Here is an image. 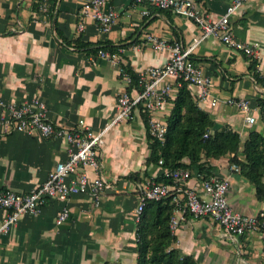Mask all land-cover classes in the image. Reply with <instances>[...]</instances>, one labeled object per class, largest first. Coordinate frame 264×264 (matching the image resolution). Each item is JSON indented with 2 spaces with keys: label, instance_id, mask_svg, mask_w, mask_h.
Returning a JSON list of instances; mask_svg holds the SVG:
<instances>
[{
  "label": "crops",
  "instance_id": "1",
  "mask_svg": "<svg viewBox=\"0 0 264 264\" xmlns=\"http://www.w3.org/2000/svg\"><path fill=\"white\" fill-rule=\"evenodd\" d=\"M38 1L0 0V97L16 103L38 97L47 106L48 118L61 125L74 126L84 119L95 131L108 126L102 133L100 160L101 172L111 186L98 204L85 194L71 196L66 202L70 216L60 224L56 217L61 201L46 203L36 215L22 214L10 232L0 237V264H136V186L157 177L162 168L145 165L149 149L138 109L110 124L117 113L116 98L126 89L120 64L128 63L136 72L163 64L176 32L184 47L193 46L190 58L212 82L207 97L198 85L189 86L194 100L217 126H229L242 142L251 130L264 133L258 105L259 99L264 100L263 80L254 77L243 51L214 36L194 44L201 28L172 11H158L132 0H107L106 7L118 15L110 30L101 32L91 17L80 15L88 0H58L56 25L66 39L129 43L119 55L102 58L63 45L52 22L34 9ZM198 1L210 17L217 18L233 0ZM79 22L84 24L82 30H78ZM230 24L234 37L252 46L257 73L264 79V0H244ZM147 34L163 39L167 47L153 48ZM231 96L249 100L254 124H247L244 111L225 102ZM212 98L217 99L215 105L210 104ZM67 155L68 144L63 140L18 132L0 134V189L29 192ZM230 157L210 159L213 172L229 177L228 200L234 209L257 214L264 210V201L257 199L254 186L240 172L231 170ZM87 172L94 175L91 167ZM132 173H138L140 181L130 179ZM194 178L190 183H195ZM181 217L174 247L192 255L197 264H264L263 232L231 240L208 217L190 213Z\"/></svg>",
  "mask_w": 264,
  "mask_h": 264
},
{
  "label": "built area",
  "instance_id": "2",
  "mask_svg": "<svg viewBox=\"0 0 264 264\" xmlns=\"http://www.w3.org/2000/svg\"><path fill=\"white\" fill-rule=\"evenodd\" d=\"M243 1L233 0L217 18L210 17L197 0H132V3L169 9L178 16L192 20L201 28V35L194 44L206 36H214L232 49L241 50L247 57H253L252 46L237 40L230 24L231 15ZM106 3L107 0H88L80 11L81 17H91L101 32L109 31L118 15L114 8L106 7ZM39 11L43 13L46 11L45 3L40 5ZM144 13H149V10L144 8ZM83 27V22H79L78 30H82ZM146 37L155 49L167 47V43L156 35L147 34ZM169 48L170 55L163 64L137 72V85H133L130 92L127 91V87L132 83L131 76L120 66V76L126 89L116 98L117 113L110 124L127 119L134 109H138L139 112L142 110L147 115L149 136L163 143L172 101L182 81H186L188 86L198 85L201 88V95L208 96L212 82L202 68L190 58L193 46L184 47L182 42L176 39ZM98 56L111 58L114 54L100 50ZM216 102L217 99L212 98L210 104L215 105ZM225 102L244 111L247 124L252 125L256 122V117L251 114L248 99L231 96ZM0 106L1 135L18 132L59 139L68 144L67 158L58 161L47 178L29 192L17 193L9 189H0V212H3L0 217V237L10 232L22 214L36 215L50 201L63 202L56 217L58 224L70 216L66 202L71 196L85 194L90 196L95 204L99 203L100 197L111 186L101 172L100 160L102 133L108 126L95 131L89 128L84 119H79L74 126L55 123L48 118L47 106L38 97L21 103L4 101L0 97ZM158 166L162 168L161 173L170 177L172 182H156L153 178H147L137 184V221L147 201L172 197L176 207L169 225L174 234L180 227L181 216L184 213H190L193 217L210 218L231 240H236L247 233H264V210L257 214H245L230 205L228 176L213 174L202 180L195 176V183H190L193 176L189 170L162 167V160H159ZM89 167L94 171L93 176L87 172ZM230 168L234 172L240 170L236 164ZM174 212H180L181 215L177 216ZM261 254L264 257V243L261 246Z\"/></svg>",
  "mask_w": 264,
  "mask_h": 264
},
{
  "label": "trees",
  "instance_id": "3",
  "mask_svg": "<svg viewBox=\"0 0 264 264\" xmlns=\"http://www.w3.org/2000/svg\"><path fill=\"white\" fill-rule=\"evenodd\" d=\"M57 2L58 0H39L33 7L39 10L42 3L46 4L44 14L52 22L63 45L73 46L87 55H98L100 50L119 55L120 49L129 45H114L109 42L93 44L79 38L66 39L56 25ZM157 10L169 13L171 11L160 8ZM175 36L178 40L176 32ZM248 59L254 77L259 82L262 81L257 73V60L254 57ZM120 66L131 76L132 83L127 87L130 92L133 85H137V72L128 63H121ZM258 105L260 119L264 123V100L259 99ZM140 114L146 127L149 149L145 165H158L159 160H162V167L183 168L189 170L198 180H202L214 174L210 159L231 154L228 164L239 166V172L254 186L257 199L264 201V133L251 130L242 142L239 134L229 126H217L209 113L198 106L186 81H182L172 101L163 143L149 136L146 112L140 110ZM137 175L138 173H132L129 178L140 181ZM153 179L156 182H172L170 177L162 173ZM175 207L172 197L147 201L136 223V264H197L192 255L183 254L174 247L177 238L170 229L169 220Z\"/></svg>",
  "mask_w": 264,
  "mask_h": 264
},
{
  "label": "rangeland",
  "instance_id": "4",
  "mask_svg": "<svg viewBox=\"0 0 264 264\" xmlns=\"http://www.w3.org/2000/svg\"><path fill=\"white\" fill-rule=\"evenodd\" d=\"M261 120V119H260Z\"/></svg>",
  "mask_w": 264,
  "mask_h": 264
}]
</instances>
